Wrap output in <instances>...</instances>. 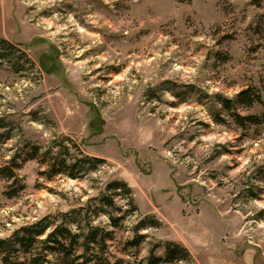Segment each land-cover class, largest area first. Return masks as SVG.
<instances>
[{"label":"rangeland","instance_id":"1","mask_svg":"<svg viewBox=\"0 0 264 264\" xmlns=\"http://www.w3.org/2000/svg\"><path fill=\"white\" fill-rule=\"evenodd\" d=\"M2 40L0 169L18 156L24 188L7 198L0 175V239L76 211L116 252L149 217L141 258L172 242L191 254L175 264H264V119L234 116L264 115V0H0ZM247 89L263 102L237 103ZM71 141L103 162L46 180L42 153ZM117 180L138 211L113 229L100 199Z\"/></svg>","mask_w":264,"mask_h":264},{"label":"trees","instance_id":"2","mask_svg":"<svg viewBox=\"0 0 264 264\" xmlns=\"http://www.w3.org/2000/svg\"><path fill=\"white\" fill-rule=\"evenodd\" d=\"M0 46V52H2L9 43L2 40ZM22 55L27 57L26 53ZM4 56L0 53V65ZM19 70L16 69V71ZM236 100L247 108L263 102L261 93L251 89L241 91ZM233 102L232 100L224 101V105L227 109H231ZM234 116L241 126H245L246 122L259 124L264 119V115L263 117L238 114ZM5 128H7L6 123L0 119V130ZM11 139L10 131L0 132V142L6 143ZM39 150V147H33L30 158H34V155L40 152ZM18 158V156L12 157L9 164L0 169L1 177L12 182L8 191L5 192L7 198L16 197L24 188V185H20L15 172ZM101 162L103 160L85 154L73 141L71 145L51 147L42 153L41 164L45 170L41 171L40 175L48 181L58 176L82 180L89 173L96 171ZM118 197L125 199L129 206L123 215L115 214L122 210L114 201ZM100 201L103 208L108 207L111 210H101V213L108 216V228L119 229L129 213L135 214L138 211L132 189L124 181L117 180L109 183L107 194H104ZM72 215H78V217H72ZM81 217L82 215L75 211L71 217L67 215V219L60 224H53L49 219H43L32 225L21 227L8 238L0 239V264H175L191 260L188 249L172 242L164 244L165 254L162 257L156 255L157 249L162 247L161 244L153 245L147 257H140L141 247L147 240V235L141 231L157 227L159 224L157 221L152 222L153 219L149 217L140 220L133 227V236L123 241V248L116 252L111 246V242L115 241L114 231L90 223L82 225ZM71 226H75V229ZM131 249L136 251L131 254ZM130 256L135 258L134 262L125 259Z\"/></svg>","mask_w":264,"mask_h":264}]
</instances>
